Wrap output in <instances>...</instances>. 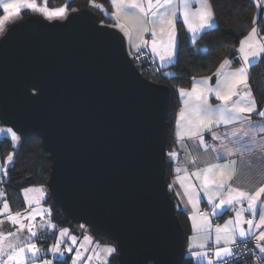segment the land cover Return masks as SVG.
I'll list each match as a JSON object with an SVG mask.
<instances>
[{
    "label": "water",
    "instance_id": "obj_1",
    "mask_svg": "<svg viewBox=\"0 0 264 264\" xmlns=\"http://www.w3.org/2000/svg\"><path fill=\"white\" fill-rule=\"evenodd\" d=\"M172 103L170 87L147 78L123 33L91 8L62 21L30 15L0 37L1 124L41 140L50 198L67 220L115 243L119 264L186 256L166 179Z\"/></svg>",
    "mask_w": 264,
    "mask_h": 264
},
{
    "label": "snow or ice",
    "instance_id": "obj_2",
    "mask_svg": "<svg viewBox=\"0 0 264 264\" xmlns=\"http://www.w3.org/2000/svg\"><path fill=\"white\" fill-rule=\"evenodd\" d=\"M112 7L115 9L111 13V18L115 21L114 26L118 28L125 37L128 38L130 45L137 53L142 48L148 47V41L144 39V33H151V52L158 56L161 61L171 60L177 49V19L182 18L183 24L187 26L189 33H192L193 42H195L196 34L210 29L214 24V12L210 0H110ZM92 7L99 9L105 15H108L102 4H98L95 0H89ZM196 5L194 8L193 6ZM258 8L264 7V0H256ZM0 7L3 8L5 15L0 17V31L3 30V24L9 19H13L19 15L21 8L31 9L33 12L43 14L48 19L66 18V7L57 9H49L45 0L42 7H38L36 0H0ZM75 11V9H73ZM253 25H256V20H253ZM260 29L253 26L248 34L240 41L239 52L243 60L244 66L237 68L234 71L226 70V67L231 63L225 59L217 69L215 76L218 77V83L215 88L208 86L209 77H205L201 81H194L191 91L183 88L179 90L181 97H184V108L179 113L177 120V136L183 139L185 136L189 139L198 141L199 146L208 147L205 144L203 132H212L214 126L236 125L226 136L235 137V140H230L228 145L221 144L223 151L217 154V159H222L226 156L245 153H252L254 150L264 152V110H257L256 101L252 96V91L249 85L248 65L252 60L261 58L264 55V37L259 36ZM259 37V38H258ZM164 75H168L164 73ZM209 94H214L215 98L221 101L220 104L213 107L208 102ZM238 97V99H233ZM255 113L260 119L253 120L252 114ZM248 114V115H245ZM183 122V123H182ZM0 134L5 135V138L10 136L13 145H15L20 137L11 128H0ZM213 140H219L221 137L212 132ZM216 151L215 148L212 149ZM170 157L176 156L175 152L169 153ZM13 161V155L9 154L6 158L5 165L0 168L7 175L8 165ZM189 163H194L190 160ZM236 162L229 161L223 165L209 164L208 166L192 172V175L200 180V187L207 197L208 204L212 205V213L216 214L219 209L225 206L235 208L236 205H241L236 209L235 219L228 220L224 225L215 226V248L213 258H209V253L205 251L208 247V242L212 240V224L209 215L199 210V193L191 183L185 184L188 180L187 174L180 180L181 187L184 188V194L188 197V203L191 204L193 214L191 216L192 229L194 235L191 247L200 249V251H192L191 255L196 258H202L207 261V264H228V259L234 257L236 253L233 251V246H237V236L243 238L240 243L244 245L239 251L252 252L247 247L246 240L251 238L256 241L255 247L259 250L256 259L260 264H264V230L257 233L253 229L264 228V184L253 189H241L233 187L229 184L236 174ZM181 167H177L175 171L181 172ZM187 173V169H184ZM264 175V173H262ZM191 189V191H190ZM29 193H38L43 197L44 190L42 188L24 189L25 200L31 206L33 203L39 204V198L33 199L29 197ZM0 191V196H3ZM219 198V202L216 200ZM244 202L247 207H243ZM258 203L260 207L258 208ZM3 210L7 212V221L12 225H19L15 231L8 230L6 233L3 230L4 221H0V264H26L30 259L32 264H35L37 259H40L43 249L32 242V238L43 239L38 234V229L31 221L35 220L36 216L42 215L48 210L41 208L32 209L31 212L25 211L22 216L17 212L14 215L9 210V204L5 200ZM248 212L251 218H245L244 213ZM50 215V212H49ZM28 220L29 223H24ZM48 228L56 229L51 220H47ZM244 224L248 227L245 229ZM39 229L45 227L44 224L38 226ZM83 228V225H80ZM27 229L29 235L26 238H21L19 233ZM59 236L56 237V232L52 235L54 242L44 252L51 253L54 259H42L40 264H62V258L66 253L74 251L73 246L77 244V237L71 235L67 228L58 229ZM13 239H9V238ZM67 238V239H66ZM197 241H199L197 243ZM6 242V243H5ZM46 242V241H45ZM91 237L84 235L83 242L80 247L75 249L73 259L80 262L82 258L81 249L85 248L86 244H90ZM93 256H89L88 260L93 259L100 261L101 264H107V257L116 252V249L111 246L96 245L92 249ZM103 254V255H102ZM7 259H4V257Z\"/></svg>",
    "mask_w": 264,
    "mask_h": 264
},
{
    "label": "trees",
    "instance_id": "obj_3",
    "mask_svg": "<svg viewBox=\"0 0 264 264\" xmlns=\"http://www.w3.org/2000/svg\"><path fill=\"white\" fill-rule=\"evenodd\" d=\"M217 18V25L203 33L197 40L196 44H189L184 29L178 27V46L176 58L171 67L174 71L173 75L165 76L162 72H151L144 74L147 78L154 82L165 84L170 87L173 92V103L171 105V114L168 119L169 132L167 137V166L166 179L170 180L173 161L168 156L169 147L172 143V132L176 111L178 108V90L187 88L192 81L200 76L213 73L218 66L228 57L233 58L235 50L243 38L253 26V20L260 29V33L264 32V7L261 8L257 18L254 0H210ZM54 0L51 3H53ZM87 0H70L67 4L70 12L88 7ZM106 9H109L107 0H101ZM55 3V2H54ZM89 8V7H88ZM101 17V23L113 25L111 17L96 11ZM3 14L0 8V16ZM29 12L22 13V19L30 16ZM9 26V25H8ZM7 26V27H8ZM205 47V50L203 48ZM131 55V54H130ZM249 85L256 101L257 110H264V55L248 68ZM254 117H257L254 115ZM1 124V122H0ZM12 152L13 161L8 167L10 172L9 181H6L4 190V198L12 203L14 198L18 197L19 187L16 183L32 177L34 184L44 185L47 187V181L50 176L51 165L47 161V154L42 148L41 140H30L20 136L17 145H13L9 137L0 138V156L3 159L5 154ZM14 179L13 181L11 178ZM17 179V180H16ZM15 181V182H14ZM17 181V182H16ZM171 196L175 201L177 215L181 221L187 238L191 231L189 217L186 212L179 206L170 187ZM46 201L50 203L53 210V220L57 226L70 227L71 231L81 236L80 232L75 229L74 223L67 220L61 210L54 204L49 196ZM88 228V227H87ZM83 230V229H82ZM80 230V231H82ZM90 230V229H89ZM91 231V230H90ZM92 233V232H91ZM92 235L95 238L109 242L115 246V243L106 238ZM116 248V246H115ZM62 264H72L69 257L62 259ZM107 264H119L118 252L111 256ZM183 264H194L189 256H185Z\"/></svg>",
    "mask_w": 264,
    "mask_h": 264
},
{
    "label": "crops",
    "instance_id": "obj_4",
    "mask_svg": "<svg viewBox=\"0 0 264 264\" xmlns=\"http://www.w3.org/2000/svg\"><path fill=\"white\" fill-rule=\"evenodd\" d=\"M38 1H39L40 5L44 6L45 0H38ZM52 1L53 0H46L47 6H52L54 4L55 5H59V4L67 5L70 0H54L55 3L53 2L50 4V2H52ZM254 1H255V8H256L255 14H256V16H258L261 8H258L256 6V0H254ZM95 2L98 4H102L104 7V4L101 2V0H95ZM86 4L88 5L89 8H91L95 11L101 12L99 9L92 7L89 3V0H87ZM107 4H108L110 10L106 9L105 7H104V9L108 13V16L111 17V13L113 11H115V9L112 7L110 0H107ZM211 5H212V3H211ZM193 7L195 8L196 5H194ZM212 8H213V6H212ZM68 11H70V10L67 7V12ZM213 12H214V9H213ZM40 14L41 13L35 12L32 15L41 16L42 14L41 15ZM111 20L113 21V25H114L115 21L112 18H111ZM216 25H217V18H216L215 12H214L213 27L197 33L196 37H195V42H193L192 33L188 32L187 26L183 24L182 18H178L177 19V25H176L177 26V46H178V38H179V36H178V34H179L178 27L179 26H181L184 29L185 34L187 36L188 43L194 45V44H196L197 40L200 38V36L203 33H205L208 30L213 29ZM259 36L264 37V32L263 33L259 32ZM125 38L127 41L128 51L130 54H132L135 51V49L130 45L128 38L127 37H125ZM144 39L148 41V47L147 48H148V50L151 54V57H152L153 72L160 71V72H162L163 75H164V73H167L168 75H165V76L173 75L174 71L169 66H171L173 64V62L175 61L177 49H176L171 60L161 61L158 56H156L155 54H153L151 52V41H152L151 33L150 32L144 33ZM239 47H240V44L236 48L233 58H231V57L226 58V59L231 61V63L226 67V70L234 71L237 68L244 66L243 60L241 57V53L239 52ZM203 50H205V47L203 48ZM259 59L260 58L252 60L251 64L257 62ZM250 65H248L247 67L249 68ZM219 66H218V68H219ZM165 68L166 69L168 68L167 71ZM217 69L209 75L200 76V77L195 78L189 87L183 88V89H185L187 91H191L193 82L194 81H201L205 77L210 78L208 80V86L215 88L217 86V83H218V77L215 76ZM179 90L177 92L178 93V108L176 111L174 128H173V132H172L173 138H172V143H171V145L169 147V151H168V153H172V152L176 153V156L169 157L173 161L172 170H171L172 173H171L170 180H169V187H170L173 195L175 196L177 203L186 212V214L189 217L191 231H190L188 238H187L186 255L191 258V260L194 264H207L206 260H204L202 258H196V257H193L191 255L192 251H200V249H193L191 247L193 242L190 238L194 235V232L192 229V220H191V216L193 214V209H192L191 204L188 203V197L184 194V188L181 187L180 180L177 179V177H180L181 179H183L184 176L187 174L188 180H185V184L191 183L193 185V187L195 188L196 192L199 193L200 203H199L198 207H199L200 212L202 210L208 211L207 214L209 215V219H210L211 224H212V240H210L208 242V247L204 250L207 252L211 251L213 253L214 248H215V244H214L215 226L216 225L222 226L228 220L234 221L236 209L240 208L241 205H236L235 208H233L231 206H225V207H222L221 209H219L216 214H213L212 213V205L208 204L207 197L204 195V192L200 187V180H198L195 176H193L192 172L197 171L199 169H202V168L208 166L209 164H221V165H223L229 161L234 160L236 162V164H235L236 174L234 175L233 179L231 181H229V184H231L233 187H239L241 189H253L254 190L256 187H259V186H261V184H264V175H262V173H264V152L254 150L252 153H245L243 156H241L240 154H234L232 156H226L222 159H217V154L223 151V148L221 147L222 143L225 145H228L229 147L233 146L232 144L229 143V141L235 140V137L226 136L225 134L230 132L232 130V128L239 127V124H236V125L220 124L219 126H214L212 128V132H216L221 137V139H219V140H213L212 132L204 131L203 137H204L205 144L208 145L207 148H205L203 146H199L198 141H196L195 139L189 140L186 136L183 139L178 137L177 132L180 131V129L177 128V120L179 118L180 111L185 107L184 102H183L185 98L181 97ZM252 96H253V94H252ZM253 98H254V96H253ZM233 99L234 100L238 99V97H233ZM208 102L213 107H215L216 105L221 103V101H219L215 98L214 94H209ZM245 115H248V114H245ZM254 115H256V114L255 113L252 114L253 120L260 119L259 117H254ZM261 135H264V134H261ZM213 148H215L216 151H213L212 150ZM179 160H180V163H178ZM190 160H193L194 163H189ZM177 167H181V169H182L181 172L177 173L175 171V169ZM184 169H187V173H185ZM190 191H191V189H190ZM262 199H264V196H262ZM216 202L217 203L219 202V198H217ZM242 206L246 208L247 203L244 202V204ZM259 207H260V205L258 203V208ZM244 216H245V218H247V216H250V214L248 212H245ZM243 227L245 229H247L248 225L244 224ZM260 230H264V228H262V229H255L254 228L253 232L258 234V232ZM79 232H81V231L79 230ZM84 235L90 236L92 242L90 244H87L88 253H86L82 256L81 261L76 262L72 258V256H70V254H68V253H66L65 256L66 257L68 255L70 256L69 258H70V261L72 264H101L100 261H97L95 259H93L91 261L88 260L89 256H93L92 249L95 248V246L97 244L100 246H111L114 248H115V246L109 242L95 238L94 236L90 235L89 233L88 234L83 233V235L80 236V238H82V239L81 240L78 239L80 241L79 243H81L83 241ZM238 239H243V238L237 236V240ZM198 242L199 241H197V243ZM262 243H264V242H262ZM112 255L107 257V263H108V261ZM42 259H54V258L47 257V256H40V259H37L35 264H40V261ZM26 264H32V261L29 259L26 262Z\"/></svg>",
    "mask_w": 264,
    "mask_h": 264
},
{
    "label": "rangeland",
    "instance_id": "obj_5",
    "mask_svg": "<svg viewBox=\"0 0 264 264\" xmlns=\"http://www.w3.org/2000/svg\"><path fill=\"white\" fill-rule=\"evenodd\" d=\"M36 3L38 5V7H42V5L39 4V1L36 0ZM50 10L51 9H57V8H60V7H66L67 9V5H52V6H47ZM3 11V8L0 7ZM23 12H29L30 14H33L35 12H33L31 9H28V8H21L20 12H19V15L13 19H9L7 21L4 22L3 24V30L0 31V37L2 36L3 32L6 30L7 26L10 25V24H14V23H17L19 22L22 18V13ZM38 13V12H37ZM70 13V11L67 12V15ZM5 15L4 11H3V14L0 16V17H3ZM41 15V14H40ZM43 17V19L47 20V21H62L66 18H58V17H55L53 19H48L47 17H45L43 14L41 15ZM67 17V16H66ZM257 18V16L255 17ZM253 26H256V25H253ZM252 26V27H253ZM251 27V28H252ZM258 27V26H257ZM250 28V30H251ZM249 30V31H250ZM248 34V33H247ZM246 34V35H247ZM245 35V36H246ZM244 36V37H245ZM243 38H241L242 40ZM240 40V41H241ZM240 44V43H239ZM239 46V45H238ZM237 46V47H238ZM166 69V68H165ZM168 69V68H167ZM166 69V71H167ZM0 128H10V127H6L5 125L3 124H0ZM18 135V134H17ZM3 134H0V138H2ZM19 136V135H18ZM10 138V136H8ZM20 137V136H19ZM11 139V138H10ZM19 142V141H18ZM18 142L15 144L17 145ZM9 154H12V152H9L7 154H5L4 158L2 159L1 156H0V168H3L4 165H5V161H6V158ZM169 156V154H168ZM170 157V156H169ZM11 164L8 165V167L10 166ZM8 169V168H7ZM9 176H10V172L7 170V175L4 174L3 171H0V191L4 192V188L7 186L6 185V181L8 180L9 181ZM20 181V180H18ZM10 182V181H9ZM28 188H42L44 190V194H43V197H40V195L38 193H29V197L30 198H33V199H36V198H39L40 200V203L39 204H36V203H33L31 206H29V204L27 203V201L25 200V196H24V189H28ZM4 194V193H3ZM48 196V190H47V187L44 186V185H39V184H30V185H24V186H20L19 187V191H18V197L14 198L13 202L11 203L8 198H4V195L3 196H0V221H4V226H3V230L5 231V233L8 231V230H12V231H15L16 228L19 227V225H12L10 221H7L6 217L8 215L7 212H4L3 210V203L5 202V200L8 202L9 204V210L10 212L14 215L15 213L19 212L21 213V215L23 216L25 214V211L27 210L28 212H31L32 209H35V208H41V209H44V210H48L46 212H44L42 215L40 216H36L35 220H32L31 223L37 227L38 229V234L40 236L43 237V239H37V238H32V242H35L37 244L38 247H40L41 249L44 250V252H46V250L51 246V244L54 242V238H53V231L56 232V237L59 236V231L58 229H62V228H67L70 230V233L71 235H74L77 237V244L73 246L74 248V251L72 253H68L70 254V256H72V258L75 256V249L76 248H79L80 247V241L78 239H82L80 238L79 235H77V233H74L73 231H71V228L70 227H60V226H57L55 221L53 220V210H52V207L50 205L49 202L46 201V198ZM49 212H50V215H49ZM51 220V222L56 225V229H51V228H48L47 225H46V221L47 220ZM24 223H29L28 220H24L23 221ZM44 224L45 227L42 228V229H39V225H42ZM79 226V225H78ZM84 226V225H83ZM79 228H81L79 226ZM81 229H84L80 232L81 235H83V233H89L90 235L91 234V231L89 230V228H87L86 226H84L83 228ZM19 235L21 236V238H26L28 237L29 233L27 231V229L25 228L24 231L22 233H19ZM93 236V235H92ZM9 239H13V238H9ZM67 239V238H66ZM46 241V242H45ZM83 242V241H82ZM6 243V242H5ZM85 248L87 249V244L85 245ZM44 252L41 253V256H47V257H51L53 258L52 254L51 253H47L46 255L44 254ZM81 252H82V256L86 253H88V250L85 251L84 249H81ZM69 255L67 257H70ZM63 258H66L63 257ZM62 258V259H63ZM4 259H7V257L5 256Z\"/></svg>",
    "mask_w": 264,
    "mask_h": 264
},
{
    "label": "built area",
    "instance_id": "obj_6",
    "mask_svg": "<svg viewBox=\"0 0 264 264\" xmlns=\"http://www.w3.org/2000/svg\"><path fill=\"white\" fill-rule=\"evenodd\" d=\"M131 58L134 64L143 74L153 72L152 57L147 47L142 48L139 53L134 51L131 54ZM178 163H180V160L178 161ZM201 212L205 214L208 213L207 210H202ZM247 218H251V217L247 216ZM241 240L242 239H238L237 246H233V251L236 253V255L234 257L227 258L228 264H260V262L256 259V255L259 254V250L255 247L256 241L251 238L246 240L247 247L252 250V252L249 253L247 251L238 250L244 247V245L240 243ZM208 253H209V258L214 259L213 253L211 251Z\"/></svg>",
    "mask_w": 264,
    "mask_h": 264
},
{
    "label": "flooded vegetation",
    "instance_id": "obj_7",
    "mask_svg": "<svg viewBox=\"0 0 264 264\" xmlns=\"http://www.w3.org/2000/svg\"><path fill=\"white\" fill-rule=\"evenodd\" d=\"M10 178H11V180H12V181L14 180V179H12V177H10ZM16 180H17V179H16ZM14 182H15V181H14ZM16 182H17V181H16ZM78 225L80 226V224H78ZM78 225H75V227H74V228H75V229H77L78 231H79V230H82L81 228H79V226H78ZM83 230H84V229H83Z\"/></svg>",
    "mask_w": 264,
    "mask_h": 264
}]
</instances>
